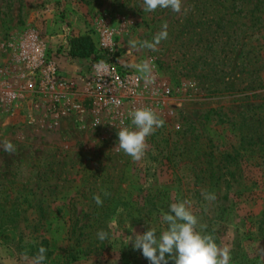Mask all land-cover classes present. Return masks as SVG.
Instances as JSON below:
<instances>
[{
  "label": "rangeland",
  "instance_id": "374dc122",
  "mask_svg": "<svg viewBox=\"0 0 264 264\" xmlns=\"http://www.w3.org/2000/svg\"><path fill=\"white\" fill-rule=\"evenodd\" d=\"M165 24L156 50L130 46L152 42ZM103 26L114 33L111 60L147 61L153 80L130 67L140 82L134 101L97 111L80 79L96 52L70 57L62 47L71 35L94 42ZM31 33L55 51L66 83L54 94L38 92L18 58ZM145 107L164 125L133 161L117 133ZM223 198L231 210L220 211ZM185 199L230 264H264V0H182L180 13L145 12L143 0H0V264H32L40 246L44 264H149L127 241L165 230L163 214Z\"/></svg>",
  "mask_w": 264,
  "mask_h": 264
},
{
  "label": "clouds",
  "instance_id": "9594fccd",
  "mask_svg": "<svg viewBox=\"0 0 264 264\" xmlns=\"http://www.w3.org/2000/svg\"><path fill=\"white\" fill-rule=\"evenodd\" d=\"M171 9L175 13H180L182 0H143V10L154 12L157 9ZM167 25H163L153 38L149 41H130L131 47L137 45L156 50V46L167 39ZM136 69L141 74L146 83H151L152 67L147 61L128 65ZM131 125L133 127H123L118 131V150H122L130 156L133 161H140L147 149V138L164 125V121L159 118L151 108H137L129 112ZM101 122L97 121L96 124ZM3 148L7 152H14L15 147L10 142H4ZM108 195V193H105ZM202 196L207 201H214V193L202 192ZM98 206L103 205V200L99 195L93 197ZM162 221L166 224L165 230L157 234V230L149 227L143 233L131 235L130 242L133 250L141 251L142 256L149 261V264H230V250L221 248L211 234L204 230L206 225L200 224L198 217L192 211L191 200H180L169 205L168 211L163 214ZM97 238L103 242L109 239V233L100 230ZM47 249L40 246L37 254L33 258L32 264H44Z\"/></svg>",
  "mask_w": 264,
  "mask_h": 264
},
{
  "label": "built area",
  "instance_id": "2783aa9c",
  "mask_svg": "<svg viewBox=\"0 0 264 264\" xmlns=\"http://www.w3.org/2000/svg\"><path fill=\"white\" fill-rule=\"evenodd\" d=\"M113 39L114 33L108 27L103 26L97 30L96 40L93 42L97 57L89 59V68L80 76L82 94L97 111L129 105L139 93L137 73L110 58L109 53L115 44ZM62 51L66 53L65 45ZM54 54L55 51L48 50L36 33H31L18 46V58L26 72L35 77L37 91L40 93L54 94L58 86L66 83L60 75ZM107 54L109 55L106 56Z\"/></svg>",
  "mask_w": 264,
  "mask_h": 264
},
{
  "label": "trees",
  "instance_id": "16d2710c",
  "mask_svg": "<svg viewBox=\"0 0 264 264\" xmlns=\"http://www.w3.org/2000/svg\"><path fill=\"white\" fill-rule=\"evenodd\" d=\"M66 51L67 54H69L70 57H77V58H87L88 56H90L93 52H95V47H94V43L91 40V38L87 35H71L68 36V38L66 39ZM219 206H221V210H231V206L228 205V203L226 202V199L223 198L219 203ZM113 207H115L113 205ZM121 213H125V206L122 207L121 209ZM124 211V212H123ZM264 213V209L261 210L258 213V216H260V221L258 222L257 228L260 227L261 223H262V215ZM76 220H72L70 221V224L68 226V230L67 233L68 235H70L69 237L71 238L73 244L72 247H74V245L79 247V242H80V238L79 236L82 234L81 233V227H78L76 225ZM261 230V228H260ZM79 251V249H72L70 248L69 250H67V257L70 260H76L78 258V254L77 252Z\"/></svg>",
  "mask_w": 264,
  "mask_h": 264
}]
</instances>
